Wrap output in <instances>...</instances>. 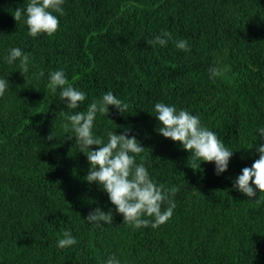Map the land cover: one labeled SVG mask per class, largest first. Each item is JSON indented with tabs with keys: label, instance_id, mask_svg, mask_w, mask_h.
I'll return each instance as SVG.
<instances>
[{
	"label": "trees",
	"instance_id": "16d2710c",
	"mask_svg": "<svg viewBox=\"0 0 264 264\" xmlns=\"http://www.w3.org/2000/svg\"><path fill=\"white\" fill-rule=\"evenodd\" d=\"M24 7L0 0V76L9 80L0 97V264H98L109 254L121 264H264V200L232 189L259 158L248 148L264 125V0H65L57 33L36 38L14 18ZM162 29L168 45L151 47ZM180 39L190 52L175 47ZM11 47L29 54L26 77L4 62ZM212 67L221 72L214 80ZM58 69L87 93L85 104L109 90L129 104L126 114L110 106L96 130L133 129L153 179L176 188L162 204L175 205L166 223L133 229L84 179L87 157L62 127L71 110L48 86ZM160 101L198 115L234 150L225 173L210 162L194 170L189 152L155 131L149 111ZM97 207L113 212L102 229L85 220ZM66 230L78 243L58 250Z\"/></svg>",
	"mask_w": 264,
	"mask_h": 264
},
{
	"label": "clouds",
	"instance_id": "9594fccd",
	"mask_svg": "<svg viewBox=\"0 0 264 264\" xmlns=\"http://www.w3.org/2000/svg\"><path fill=\"white\" fill-rule=\"evenodd\" d=\"M64 4L65 0H26V7L17 8L14 18L27 26L28 36L36 38L46 34L51 37L59 30L60 17L65 14ZM170 38L171 33L162 29L160 35L147 40V43L153 48L166 47ZM174 44L186 53L191 51L187 40H176ZM4 62L8 65L18 62L25 77L31 63L29 54L20 47L9 48ZM208 73L210 80L221 74L216 67L209 68ZM33 75L38 79L44 76V72ZM47 79L51 91L56 93L59 89V100L66 109L71 110L66 114L62 127L64 133L68 134L67 139L74 137L77 151L87 157L89 169L84 179L88 184H95L106 192L108 201L115 206V213L121 214L123 223L133 229L149 226L155 229L166 223L172 217L175 205L162 210V204L169 202L176 188L158 184L153 179L146 163L145 148L132 134L133 129L124 127L119 134L117 128H105L102 133L96 130L98 117L109 116L110 106L126 114L130 113L129 104L111 90L85 104L87 93L70 84L63 69L49 72ZM8 87V78L0 76V97L5 95ZM149 112L158 122L155 131L189 152L188 164L194 170L200 169L204 162L214 164L217 176L229 169L234 150L227 147L216 132L207 128L198 115L163 101L156 102ZM254 134L255 143L248 149L254 147L253 154H258L259 158L250 167L242 168L240 174L233 178L232 189L249 199L260 194L257 200H264V142H259L264 141V125H257ZM55 138L53 131L47 137L49 141ZM85 220L94 228L102 229L113 222V212L97 207L89 212ZM77 243L76 237L66 230L57 238L56 247L62 250ZM98 264H121V260L115 254H109L106 259L100 258Z\"/></svg>",
	"mask_w": 264,
	"mask_h": 264
}]
</instances>
